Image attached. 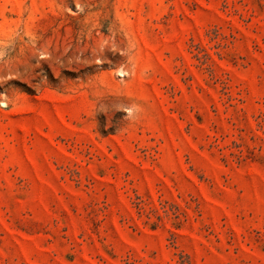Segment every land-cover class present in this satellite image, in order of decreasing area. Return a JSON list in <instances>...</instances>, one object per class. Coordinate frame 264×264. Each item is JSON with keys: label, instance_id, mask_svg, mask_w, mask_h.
Instances as JSON below:
<instances>
[{"label": "rangeland", "instance_id": "374dc122", "mask_svg": "<svg viewBox=\"0 0 264 264\" xmlns=\"http://www.w3.org/2000/svg\"><path fill=\"white\" fill-rule=\"evenodd\" d=\"M0 264H264V0H0Z\"/></svg>", "mask_w": 264, "mask_h": 264}]
</instances>
